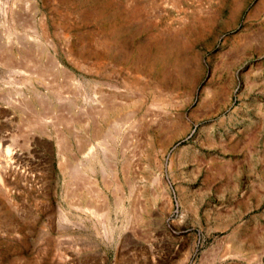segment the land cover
<instances>
[{
  "label": "rangeland",
  "instance_id": "374dc122",
  "mask_svg": "<svg viewBox=\"0 0 264 264\" xmlns=\"http://www.w3.org/2000/svg\"><path fill=\"white\" fill-rule=\"evenodd\" d=\"M24 41L62 70L0 61V264H264V0H0Z\"/></svg>",
  "mask_w": 264,
  "mask_h": 264
},
{
  "label": "bare ground",
  "instance_id": "6f19581e",
  "mask_svg": "<svg viewBox=\"0 0 264 264\" xmlns=\"http://www.w3.org/2000/svg\"><path fill=\"white\" fill-rule=\"evenodd\" d=\"M45 33V32H44ZM25 42V41H24ZM22 43L21 44V42H20V44L21 45H19V47L17 48L16 47V49L15 48H13V50H12V48L10 49L9 48V46L7 45V43L6 44H4V45H0L1 47H0V50H3L2 52H3V54H2V58L0 59V61L2 62V66L6 69V71L7 72H9L10 74H20V73H23V74H25V75H30V73H31V71L33 70V68H34V70H35V72H36V74H37V76L38 77H40V78H43V77H45V76H49V75H51L50 74V71H53V72H60L61 70H62V65H61V63H60V61L58 60V59H54V61H53V67H52V69H50L47 65H45V64H42V61H44V60H42L41 58H40V56H43L42 54V52L41 53H39L40 54V56H35L34 54H33V51L35 50V48H34V44L31 42V44H33V45H30V41L29 42H25V43ZM0 44H2V43H0ZM18 44H19V41H18ZM11 46V45H10ZM15 47V46H14ZM35 52V51H34ZM1 53V52H0ZM37 53V52H36ZM37 55V54H36ZM36 57V58H35ZM41 59V60H40ZM0 62V63H1ZM49 65V64H48ZM6 72V73H7ZM33 73V72H32ZM8 74V73H7ZM34 74V73H33ZM55 76V75H54ZM54 78V77H53ZM44 80H46V78L44 79ZM47 81V80H46ZM49 81V80H48ZM52 81V80H51ZM54 81V80H53ZM44 83H47V82H44ZM50 83V82H49ZM55 83V82H54ZM57 85V84H56ZM58 89H59V87H58ZM101 98V97H100ZM103 100V99H102ZM60 103V102H59ZM99 103H101V102H99ZM98 104V103H97ZM24 106V105H23ZM22 106V108H24ZM28 106V105H27ZM60 106V105H59ZM26 108H28V107H26ZM26 108H24V109H26ZM96 108V107H95ZM108 108V107H107ZM30 109V108H29ZM28 109V110H29ZM58 109V108H57ZM60 110V109H59ZM104 111H105V109H104ZM116 111V110H115ZM31 114V113H30ZM99 114V113H98ZM105 114V113H104ZM31 116H32V114H31ZM37 119V118H36ZM42 119V118H41ZM46 119V118H45ZM42 121V120H41ZM40 121V122H41ZM36 122V121H35ZM59 123V122H58ZM29 124H31V123H29ZM41 128V127H40ZM94 130V129H93ZM63 136V135H62ZM62 141V140H61ZM59 142V141H58ZM63 142V141H62ZM59 143H61V142H59ZM58 143V144H59ZM65 143L63 142V144H62V146L64 147L65 145H64ZM68 144V143H67ZM59 146H60V144H59ZM61 146V147H62ZM61 148V149H63L62 150V153L63 154H66L65 153V151L68 149H66V148ZM66 149V150H65ZM70 153H72V152H70ZM64 157V156H63ZM66 157V156H65ZM69 157V156H68ZM74 157V156H73ZM84 157L87 159H85L86 161H88V162H91V164L93 165L94 163H97V162H99V158L97 157V156H94L93 154H90L89 152L88 153H84ZM76 158V157H75ZM70 160V159H69ZM74 160V159H73ZM75 161V160H74ZM76 163V162H75ZM74 163V164H75ZM126 163V162H125ZM70 164V163H69ZM70 165H72V163L70 164ZM65 167V166H64ZM68 167V166H67ZM77 168V167H76ZM63 169V168H62ZM69 169V168H68ZM71 170V169H70ZM74 170V169H73ZM63 171V170H62ZM70 172V171H69ZM71 172H73L72 170H71ZM78 171H76L75 172V170H74V174L76 173L77 175H78V173H77ZM125 172V171H124ZM67 174H69V173H67ZM82 175V174H81ZM71 176V175H70ZM80 176V175H79ZM72 177H73V175H72ZM76 179H78V178H76ZM77 182V181H76ZM72 186V185H71ZM187 260V259H186Z\"/></svg>",
  "mask_w": 264,
  "mask_h": 264
}]
</instances>
